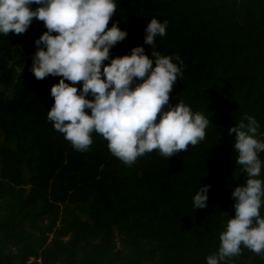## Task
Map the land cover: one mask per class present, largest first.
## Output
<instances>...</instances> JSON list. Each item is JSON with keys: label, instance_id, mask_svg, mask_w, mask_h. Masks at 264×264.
Returning <instances> with one entry per match:
<instances>
[{"label": "trees", "instance_id": "obj_1", "mask_svg": "<svg viewBox=\"0 0 264 264\" xmlns=\"http://www.w3.org/2000/svg\"><path fill=\"white\" fill-rule=\"evenodd\" d=\"M153 17L168 22L157 49L183 61L170 103L210 123L187 151L166 158L153 150L130 165L101 134L77 151L48 120L59 77L31 71L43 21L0 34V83L23 71L15 95L0 90V264H206L218 252L235 214L232 190L247 178L228 129L252 116L264 140V0H117L108 27L117 21L128 35L111 55L142 44ZM199 184L210 185L208 202L194 209ZM240 247L220 264H264Z\"/></svg>", "mask_w": 264, "mask_h": 264}, {"label": "clouds", "instance_id": "obj_2", "mask_svg": "<svg viewBox=\"0 0 264 264\" xmlns=\"http://www.w3.org/2000/svg\"><path fill=\"white\" fill-rule=\"evenodd\" d=\"M116 10L117 0H0V34H23L34 18L43 21L46 31L34 41L31 71L37 80L59 77L50 89L54 103L47 118L74 149L88 150L95 132L129 165L153 150L166 158L177 156L205 140L210 121L180 100L170 103L183 61L157 49L156 38L166 35L167 20L153 17L142 44L111 55L128 35L117 21L108 27ZM246 120L231 126L228 134H235V163L247 178L232 190L235 214L206 264L238 255L241 244L264 255V161L259 157L264 140L258 121L252 116ZM209 189L199 184L194 209L207 207Z\"/></svg>", "mask_w": 264, "mask_h": 264}, {"label": "rangeland", "instance_id": "obj_3", "mask_svg": "<svg viewBox=\"0 0 264 264\" xmlns=\"http://www.w3.org/2000/svg\"><path fill=\"white\" fill-rule=\"evenodd\" d=\"M1 75V74H0ZM23 75V71L21 68H18L13 77L10 81L7 83L1 84L0 83V90H3L6 96H13L15 95L20 82H21V76ZM83 218H86L85 214L82 213Z\"/></svg>", "mask_w": 264, "mask_h": 264}]
</instances>
